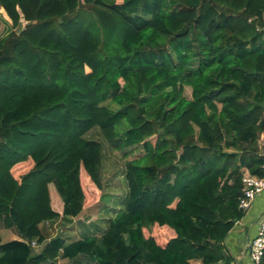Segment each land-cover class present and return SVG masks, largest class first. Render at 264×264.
<instances>
[{"label":"trees","instance_id":"trees-1","mask_svg":"<svg viewBox=\"0 0 264 264\" xmlns=\"http://www.w3.org/2000/svg\"><path fill=\"white\" fill-rule=\"evenodd\" d=\"M0 11L12 26L0 36V264L225 259L243 178L264 177V0ZM105 145L123 152L124 209L101 234L49 237L47 223L108 200ZM3 227L18 237L3 241Z\"/></svg>","mask_w":264,"mask_h":264},{"label":"rangeland","instance_id":"rangeland-1","mask_svg":"<svg viewBox=\"0 0 264 264\" xmlns=\"http://www.w3.org/2000/svg\"><path fill=\"white\" fill-rule=\"evenodd\" d=\"M7 21L0 11V36L12 29ZM186 95L188 97L191 95L189 87L186 88ZM88 136L96 139L101 138L98 130L92 131ZM122 153V151H114L109 145H105L103 182L104 191L107 193L106 195H109L108 200H92L85 206L83 212L71 222H59L56 225L47 223L45 230L49 237L62 233L69 241H73L86 233L101 234L106 229L109 220L124 209L128 183L125 178V160ZM1 234L3 241L18 237L13 230L4 227L1 229ZM61 263L67 262L62 260Z\"/></svg>","mask_w":264,"mask_h":264},{"label":"crops","instance_id":"crops-1","mask_svg":"<svg viewBox=\"0 0 264 264\" xmlns=\"http://www.w3.org/2000/svg\"><path fill=\"white\" fill-rule=\"evenodd\" d=\"M263 210L264 192L256 196L243 219L235 222L223 243L226 258L215 264H250L249 243L257 234L259 217ZM195 264L202 263L196 260Z\"/></svg>","mask_w":264,"mask_h":264},{"label":"built area","instance_id":"built-area-1","mask_svg":"<svg viewBox=\"0 0 264 264\" xmlns=\"http://www.w3.org/2000/svg\"><path fill=\"white\" fill-rule=\"evenodd\" d=\"M244 190L240 197L239 206L247 212L253 205L257 195L264 192V177L258 175L245 176L243 178ZM32 245L39 247L36 241ZM264 256V210L259 217L256 236L249 243L250 264H262Z\"/></svg>","mask_w":264,"mask_h":264},{"label":"water","instance_id":"water-1","mask_svg":"<svg viewBox=\"0 0 264 264\" xmlns=\"http://www.w3.org/2000/svg\"><path fill=\"white\" fill-rule=\"evenodd\" d=\"M236 222H237V220H236Z\"/></svg>","mask_w":264,"mask_h":264}]
</instances>
